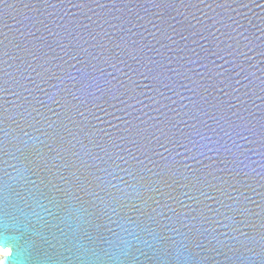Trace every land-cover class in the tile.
<instances>
[{
  "label": "water",
  "instance_id": "water-1",
  "mask_svg": "<svg viewBox=\"0 0 264 264\" xmlns=\"http://www.w3.org/2000/svg\"><path fill=\"white\" fill-rule=\"evenodd\" d=\"M0 264H264V0H0Z\"/></svg>",
  "mask_w": 264,
  "mask_h": 264
},
{
  "label": "snow or ice",
  "instance_id": "snow-or-ice-1",
  "mask_svg": "<svg viewBox=\"0 0 264 264\" xmlns=\"http://www.w3.org/2000/svg\"><path fill=\"white\" fill-rule=\"evenodd\" d=\"M12 249H7V251H4V252H0V255H3V256H8L10 253H11Z\"/></svg>",
  "mask_w": 264,
  "mask_h": 264
},
{
  "label": "bare ground",
  "instance_id": "bare-ground-1",
  "mask_svg": "<svg viewBox=\"0 0 264 264\" xmlns=\"http://www.w3.org/2000/svg\"><path fill=\"white\" fill-rule=\"evenodd\" d=\"M0 252H3V251L0 249Z\"/></svg>",
  "mask_w": 264,
  "mask_h": 264
}]
</instances>
